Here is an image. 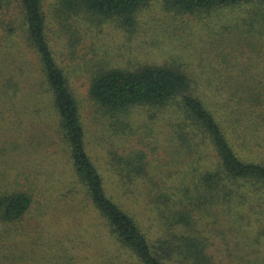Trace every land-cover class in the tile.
Returning <instances> with one entry per match:
<instances>
[{"label":"rangeland","instance_id":"1","mask_svg":"<svg viewBox=\"0 0 264 264\" xmlns=\"http://www.w3.org/2000/svg\"><path fill=\"white\" fill-rule=\"evenodd\" d=\"M20 2L5 0V11L0 14V83L12 72L17 74L20 88L15 94L23 98V85L36 86L35 89L41 91L45 84L43 79L34 78L35 70L30 65L35 55L18 36L24 31ZM61 3L62 0H44L50 31L56 37H61L57 35L61 24L65 23L64 18L59 21ZM236 18L227 12L202 19L176 15L163 9L161 3L153 2L141 11L139 25L133 33L113 21L91 25L71 21L61 32L67 41L63 60L66 58L70 65L71 81L82 109L88 153L109 191L124 195L117 197L120 199L117 202H124L130 211L139 214L150 234L164 227L160 210L173 198L166 191L179 193L176 180L172 178L175 168L187 170L192 162L196 166L195 148L205 153L207 149L203 145L196 146L197 139H190L193 153L181 145L185 119L176 104L164 108L139 106L119 118L111 117L91 102L90 77L85 70L94 65L109 68H137L145 64L176 66L202 74L207 84L232 86L237 91L252 86L264 99V47L261 49L255 43L259 37L246 34L243 28L231 31ZM8 37L18 38L25 45L23 56L13 51L10 58L11 49L2 48ZM232 48L236 57L227 64L223 56ZM218 56L221 57L217 60ZM21 59L23 63L19 64ZM19 65L23 74L17 71ZM232 66L235 77L229 78L227 71ZM217 72L219 77L215 75ZM30 91L21 102L10 99L19 112L17 116H9L4 124L0 118V178L14 174L18 165L14 155H18L19 164L25 167L27 174L30 172L31 191L36 194L33 207L24 219L0 227V264H140L111 234L107 221L78 179L69 151L62 146H50L57 145L58 136L45 132L43 125L37 122L34 125L33 116L20 122L22 103L33 106L34 90ZM7 97L6 89L0 84V104L5 103ZM236 102L244 111L245 104L239 98ZM243 117L247 123L240 131L249 144L255 142V146L251 150L241 146L237 152L259 163L264 158V127L258 123L262 127L259 128L255 119ZM19 137L26 142L19 153L14 154L7 141ZM141 152L148 163V175L134 185V193L127 196L118 184L119 157ZM176 160L183 163L180 165ZM18 179L20 183L27 182L26 178ZM19 181L12 183L13 188H18L16 182ZM233 187L246 197H236L230 204L201 211L191 209V216L196 220L194 232L207 239V253L213 264H264V186L241 182ZM159 197L166 200L165 205Z\"/></svg>","mask_w":264,"mask_h":264},{"label":"trees","instance_id":"2","mask_svg":"<svg viewBox=\"0 0 264 264\" xmlns=\"http://www.w3.org/2000/svg\"><path fill=\"white\" fill-rule=\"evenodd\" d=\"M153 2L161 3L163 9L176 15L201 19L224 12L234 14L237 18L233 19L235 23L231 31L243 28L246 34L259 37L255 43L261 49L264 47V0H62L59 21L64 18L65 23L61 24V32L71 21H81L86 25L113 21L133 33L139 25L141 11ZM20 3L24 31L18 36L23 38L35 55L33 65H30L35 70L34 78L43 79L45 84L41 91H37L36 86L21 87L25 91L24 97L31 94L30 90H34V93L33 106L22 103L24 110L18 116L20 122L33 116L35 121L32 117L31 121L34 125L37 122L43 125L45 132L58 136L57 145L50 146H62L69 151L78 179L107 221L111 234L140 264H213L212 257L207 253V239L194 232L196 220L194 215L191 216V209L201 211L230 204L236 197L245 198V194H240L233 187L241 182L264 186V158L256 163L251 161L249 155L239 156L237 152L238 147L251 150L255 146V142L249 144L240 131L242 125L247 123L243 116L252 121L255 119L254 123L259 128L264 127L262 94L255 92L252 86L237 91L232 86H225V89L220 84H207L203 82L202 74L176 66L145 64L137 68H109L94 65L85 70L90 77L88 96L91 102L111 117L119 118L139 106L164 108L173 103L179 107L185 119V127H182L180 134L181 145L191 153L194 145L190 139H197L196 146L203 145L207 149L205 153L195 148L196 166L192 162L187 170L175 168L172 178L176 180L179 193L166 191L173 196L171 202L158 198L164 201V205L166 202L160 210L164 227H159L156 234H150L145 230L139 214L134 210L131 212L124 202L118 203L120 199L117 197L124 195L109 191L88 153L82 109L74 92L70 65L66 58L63 60L67 48L64 34L59 31L57 36L61 37H56L51 33L44 0H21ZM5 8V0H0V14ZM6 40L2 48L11 49L10 58L13 51L23 54L25 45L18 38L8 37ZM223 57L227 64L234 60L236 55L233 48ZM21 63L23 59L19 60ZM233 67H228L229 78L235 77ZM17 71L24 73L20 65ZM215 75L219 77L218 72ZM17 76L12 72L7 78L3 77L0 83L9 98L0 104L3 124L9 116L19 113L11 100L21 102L20 99H24L15 94V91H19ZM260 89L263 92V87ZM237 98L245 104L244 111L236 102ZM254 123V128L258 130ZM25 140L19 137L7 141V144L11 145L10 149L15 154L19 153ZM14 157L18 163L16 173H8L0 178V227L24 219L35 202L36 194L31 191L32 185L28 179L30 172L27 174L25 167L19 164L21 157ZM119 158L118 184L122 193L129 196L134 193L133 186L147 177L148 163L142 152ZM176 162L180 165L183 163L182 160ZM19 177L26 178L27 182L20 183ZM14 181H19L16 182L18 188H13Z\"/></svg>","mask_w":264,"mask_h":264}]
</instances>
